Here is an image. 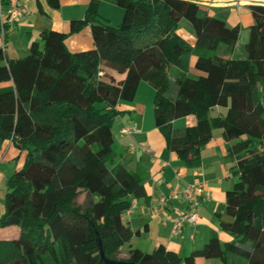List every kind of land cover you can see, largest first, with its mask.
<instances>
[{
  "label": "trees",
  "instance_id": "obj_1",
  "mask_svg": "<svg viewBox=\"0 0 264 264\" xmlns=\"http://www.w3.org/2000/svg\"><path fill=\"white\" fill-rule=\"evenodd\" d=\"M46 1L60 8L59 0ZM110 1L124 11L120 26L101 19L100 0L71 24V34L91 26V50L70 52L67 35L54 30L22 59H8L0 47V84H7L0 88V152L9 141L27 153L7 183L0 216V229L18 227L20 235L0 240V264H106L101 250L121 261L122 247L140 234L123 216L147 191L117 163L113 125L118 104L133 101L143 82L154 89L157 129L187 167H198L213 131H223L238 181L226 193L232 221L221 228L234 240L212 237L184 258L163 245L152 253L131 248L125 262L264 264V6L251 7L244 57H235L240 25L230 28L192 0ZM182 21L192 26L194 47L177 33ZM192 56L197 79L188 75ZM107 67L118 71L115 78ZM217 107L227 109L224 117L211 116ZM190 116L194 126L174 129Z\"/></svg>",
  "mask_w": 264,
  "mask_h": 264
},
{
  "label": "crops",
  "instance_id": "obj_2",
  "mask_svg": "<svg viewBox=\"0 0 264 264\" xmlns=\"http://www.w3.org/2000/svg\"><path fill=\"white\" fill-rule=\"evenodd\" d=\"M59 1L60 8L52 9L46 0H2L4 9L15 5L26 9V15L9 26L6 32L4 46L8 59L25 58L33 43H39L42 47L41 34L48 30L67 35L65 44L72 53L93 49L94 41L90 25L85 26L79 33L71 34L72 22L84 20L92 0ZM100 1L99 14L102 20L110 25L122 21L123 9L110 0ZM192 1L208 9L211 14L223 18L228 26L231 23L230 28L240 25V41L233 55L244 57L243 46L247 40L242 42V45L240 42L244 30L248 38V28L253 24L251 7L264 6V0ZM1 29L0 19V47L3 44ZM177 33L179 34L178 31ZM186 41L194 47L195 37L194 40ZM195 61L196 56H192L189 60V77L198 74ZM109 70L112 72L108 73V79L115 78L114 73L118 71ZM201 75L200 73L198 77ZM117 80L122 83L123 74ZM6 86L7 84H0V88ZM153 100L154 89L147 83H141L133 101H121L118 104L117 110L120 115L113 125V136L119 150L117 163L129 169L147 191L145 198L133 200L134 208L123 216L124 222L133 231L140 233L133 237L130 247L143 252L144 244L141 241L137 246L132 242L136 239H147L151 248L163 245L168 251L184 258L194 251L201 250L212 237H218L222 244L232 242L233 236L222 230L221 223L232 221L227 214L226 193L233 190L238 181L235 175L237 162L228 154L229 144L223 139V131L221 129L213 131L212 141L201 151V164L194 168L187 167L184 161L167 148L164 136L157 129ZM212 112H215L216 116L224 117L227 110L224 112L222 107H217ZM194 124L195 118L190 116L176 120L173 127L181 130ZM125 127H134L136 133L123 134L122 129ZM144 148L147 152L143 150ZM26 154L9 141L4 143L0 152V216L5 211L7 183L23 168ZM189 185L204 187L203 196L199 199L200 205L195 210L198 220L195 225L184 224L175 233L176 218L189 210L188 203L183 198V193ZM174 191H178L177 196L171 199L164 210H160V199L171 195ZM19 235L18 227L0 229V240L17 239ZM207 261L199 258L195 264H208Z\"/></svg>",
  "mask_w": 264,
  "mask_h": 264
},
{
  "label": "built area",
  "instance_id": "obj_3",
  "mask_svg": "<svg viewBox=\"0 0 264 264\" xmlns=\"http://www.w3.org/2000/svg\"><path fill=\"white\" fill-rule=\"evenodd\" d=\"M26 15V9L25 7H22L20 5H15L12 6L8 9H4L2 0H0V19L2 22V38H3V44L1 48L5 49L4 46V41H5V26H11L13 25L17 20L22 19ZM122 133L125 135H133L136 133V129L134 127H125L122 129ZM147 152V150L144 148ZM204 193V187L202 185H189L184 193H183V198L184 200L188 203L189 210L183 214H180L176 218V224H175V229L174 232L176 233L184 224H189V225H195L198 220V216L195 213V210L199 207L200 202L199 199L200 197L203 196ZM178 194V191H174L171 195L162 197L160 199V210H164L171 199L175 198ZM134 208L132 205L131 211Z\"/></svg>",
  "mask_w": 264,
  "mask_h": 264
},
{
  "label": "rangeland",
  "instance_id": "obj_4",
  "mask_svg": "<svg viewBox=\"0 0 264 264\" xmlns=\"http://www.w3.org/2000/svg\"><path fill=\"white\" fill-rule=\"evenodd\" d=\"M105 16V15H104ZM103 18H105V17H103ZM101 19H102V17H101ZM104 20V19H103ZM123 20V19H122ZM253 22H254V19H253ZM122 24V21H120L119 23H115V24H113V25H111V26H113V27H117V26H120ZM229 26H232L231 25V23H229ZM178 32H179V34L181 35V36H183L186 40H188V41H190L191 39L192 40H194V37H195V34H194V31H193V29H192V26L187 22V21H182L181 22V24H180V26H179V28H178ZM247 40V33H246V31L244 30V32L242 33V37H241V42H240V45H242V42H244V41H246ZM197 73L198 74H196V76L195 75H193L191 78H193V79H197L198 78V75H200V72L199 71H197ZM222 109H224V112H226V108H222ZM218 112V111H217ZM214 114H216L215 112L213 113L212 112V114H211V116H216V115H214ZM115 150H116V152L118 153V148H117V144L115 143ZM7 192V191H6ZM5 192V193H6ZM4 193V194H5ZM4 196V195H3ZM84 202V195H82L81 197H79V199H78V203L79 204H82ZM141 241V243H143L144 244V246H143V252H146V253H151L154 249H156L157 247H155V248H151V244H150V242H148V240L146 239V240H140V239H136V240H134L132 243L135 245V246H137V244L139 243ZM139 245V244H138ZM131 246V243H127V244H125L123 247H122V249H121V254H120V256H119V259L121 260V261H126L128 258H129V255L127 254V252L130 250V247ZM208 264H223L222 262H221V260H219V259H209L208 261ZM230 264H245V262H244V260H240V259H231V262H230Z\"/></svg>",
  "mask_w": 264,
  "mask_h": 264
},
{
  "label": "water",
  "instance_id": "obj_5",
  "mask_svg": "<svg viewBox=\"0 0 264 264\" xmlns=\"http://www.w3.org/2000/svg\"><path fill=\"white\" fill-rule=\"evenodd\" d=\"M101 257H102V260L106 263V264H114L115 262H112V261H109L105 258V254H104V251L101 250ZM118 264H134V263H129V262H125V261H120L118 262Z\"/></svg>",
  "mask_w": 264,
  "mask_h": 264
}]
</instances>
